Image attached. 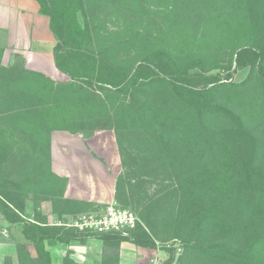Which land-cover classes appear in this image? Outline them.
<instances>
[{
    "label": "trees",
    "instance_id": "obj_1",
    "mask_svg": "<svg viewBox=\"0 0 264 264\" xmlns=\"http://www.w3.org/2000/svg\"><path fill=\"white\" fill-rule=\"evenodd\" d=\"M35 1L39 5L40 13L48 17L49 28L56 39L53 48L54 64L70 80L66 83H58L42 73L24 68L15 71L0 63V112L6 111L4 110L6 106L7 110L15 114L30 115L32 112V117L36 116L27 124L23 119L15 122V125L22 124L28 135L12 143V147L16 145L27 152L25 156L23 155L25 158L23 161L25 165L32 164L35 170L31 174L35 178L31 181L35 179L36 181L33 182V186H26L27 190H22L24 188L21 181H17V176L9 181V184L0 180L2 213L10 221L24 222V237L36 250V256L32 257L26 250L25 244H17L19 263L51 264L50 254L45 248V240L68 243L72 239L82 240L95 235L103 241L101 264H119L120 237L119 239L109 232L79 230L63 224L50 225L45 218L39 217L40 211L37 205L33 206L32 219L22 218L19 214L24 211L23 200L28 195L27 192L35 194L43 184L37 169L43 165L49 168L50 165V132L54 128L52 122L48 120L49 111H54L56 118H71L72 110L75 109L80 116L81 106L91 98H98L95 92H85V101L79 103V108L69 107L68 103L73 100V92L78 82L83 83L86 89L97 88L112 94L127 95L130 101L123 109L125 117H134L135 127L132 131L134 133L139 131L140 125H143L146 131L156 133L153 136L158 137L167 157L180 159L188 170L200 178V184L203 183L202 188L208 186L202 194V202H198L200 205L197 204L195 208L194 218H187L183 224L186 227L191 225L195 227L196 241L193 247L199 245L201 252L207 257H217L233 264L264 263L262 258L264 257V166L259 165L264 151V127H262L264 121L255 125L247 123L245 108L248 106L249 96L244 94L249 86H252L258 88L264 95V41L254 42L257 35L264 32V0H182L186 8L184 14L187 13L188 19L192 18L191 27L195 31L201 25L206 32L208 26L214 23L219 15L225 18L223 22L225 25L231 22L229 17H232V14L241 20L236 28L234 25L224 27V33L219 37L221 39L217 41V53L211 59L206 54L199 53L174 57L163 49H156L133 65L113 61L103 52L94 54L85 50L86 34L78 17L79 11L83 8V0ZM218 9L220 13L216 15ZM223 10L224 12L221 13ZM174 13L180 14L179 9ZM220 25L218 23V28ZM225 33H230L228 36L230 42L226 46L222 41V38L227 39ZM208 37L211 39V36ZM251 38H254L253 41H250ZM1 54L2 48H0V56ZM22 59L21 54H14L15 62L20 60L19 62L22 63ZM233 63L238 68L249 65L250 75L238 83L221 81L217 75L203 76L201 82V71L211 66L229 69ZM148 90L153 91L149 93ZM238 96L243 97L241 100H234ZM97 102L103 101L99 99ZM230 102L240 105L241 111ZM45 105L50 106L44 107ZM35 106L40 107L33 108ZM98 111L99 109L94 112L96 124L92 129H110L109 126L99 124L104 118ZM106 116L110 121L109 115ZM153 125H158L160 132L169 130L171 133L174 131L181 133V140L174 139L173 142L171 138L164 141L160 132L154 130ZM58 127L74 129L67 126L64 121L59 122ZM189 134L199 137L193 139L194 143H197L195 150L183 139ZM216 137L220 140H216ZM6 149L5 144H2L0 173H5L12 162ZM213 153L215 157L224 159L222 169L214 171L206 168V165L201 167L203 156H211ZM15 175L19 176V174ZM119 175L116 181V200L120 199ZM54 177L60 180V177ZM196 177L193 179H197ZM26 182L28 183V178L23 184ZM208 183L211 184L207 185ZM196 184H186L183 187L184 198L181 207L188 203L191 205L190 203L195 201L192 198L188 201V195L194 194L197 189ZM253 187H260L262 200L258 199L254 204H250L252 202L246 195ZM61 190L60 196H62ZM208 195H211L210 201L206 199ZM33 197L35 198V195ZM68 201V199L62 200V202ZM147 226L153 229L150 224ZM235 235L237 239L240 237L245 239L238 246H233V242L237 240L234 239ZM209 236L214 242L202 248L201 240L204 238V241H210ZM224 237H227L226 241H222ZM183 240L189 241L185 238ZM137 244L155 246L154 242H137ZM63 264L80 263L73 261L70 252L67 251Z\"/></svg>",
    "mask_w": 264,
    "mask_h": 264
},
{
    "label": "rangeland",
    "instance_id": "obj_2",
    "mask_svg": "<svg viewBox=\"0 0 264 264\" xmlns=\"http://www.w3.org/2000/svg\"><path fill=\"white\" fill-rule=\"evenodd\" d=\"M182 3V0H83V8L79 11L78 17L86 34L85 50L94 54L103 52L113 61L128 63L130 65L137 63L147 53L156 49H163L174 57L190 53L206 54L209 59L213 56L215 57L217 53V41L221 39L219 37L224 33V27L234 25L236 28L237 23L241 19L232 14V17L228 16L231 22L225 25L223 24L225 18L219 15L214 20L215 22L208 26L206 32L203 31L201 25L195 31L191 27L193 25L192 18L188 19L187 13L184 14L186 8ZM178 9L180 14H175L174 11ZM223 12L224 10L221 13ZM218 13H220L219 9L216 10V15ZM229 18L227 19L229 20ZM218 23L221 24L220 28H218ZM229 34L225 35L227 39ZM208 36H211V39ZM227 39L223 40L222 38L225 46L230 42V39ZM253 39L251 38L250 41H253ZM262 41H264V32L257 35L254 40L255 43H262ZM14 54L11 53L7 56V54H3L2 50L0 63L15 71H21L23 68L35 71L28 67L27 60L22 56L21 52L19 54L23 58V64L19 62L20 60L15 62ZM198 72L200 71L198 70ZM200 73L201 82L203 81V76L217 75L221 78V81L238 83L250 75V66L238 68L235 63L229 69L211 66ZM69 80V77L60 75L55 82L66 83ZM85 87L83 83L78 82L76 84L73 100L68 103L69 107L79 108V103L85 101V92H95L98 98H91L90 101H87L88 103L83 104L80 108V112H82L80 116H78V112L76 113L75 109L72 110L71 118H56V113L49 111L48 120L52 122L54 129L89 131L96 124L94 122V112L99 109L104 118L99 124L109 126L114 131L122 161V170L118 179L121 200H116V204L133 211L138 221L134 227L109 233H112L115 237H120L121 241H131L138 246L150 248L146 264H233L229 261H222L217 257H207L206 254L201 252L199 245L193 247L196 241L195 227L183 225L187 218H194L195 208L197 204L202 202V194L208 189V186L202 188L203 183L200 184V178H197L195 173L188 170L187 166L180 159L167 157L158 137L153 136L156 133L146 131L143 125H140L138 122V126L140 125L141 128L135 133L132 131L133 127H135L134 117H125L123 109L130 101L127 95H117L97 88L91 90ZM249 87L244 92L245 95L249 96L248 106L245 108L246 121L248 120L247 123L254 125L262 124L264 121V95L261 94L258 88ZM148 91L152 93L153 90ZM242 97H235L234 100H241ZM99 99H102L103 102H97ZM230 103L241 111L240 105L233 102ZM88 104L89 106H86ZM49 106L45 105L44 107ZM36 107L40 106L33 108ZM94 107L97 109H94ZM4 110L6 111L0 112V147L2 144H5L6 150L9 152L8 156L12 159V162H10L11 164L5 173H0V180L6 181L9 184L8 182L14 180L15 176H17V181H21L24 188L21 189L25 190L26 186L31 187L33 186V182L36 181V179L31 181L35 178L31 174L35 169L32 164L25 165L23 161L25 159L23 155L27 154L25 149H20L16 145V147H12L13 141L26 138L27 134L23 125H15V122L23 119L27 124L32 121V118L35 119L36 116L32 117V112L30 115L23 113L15 114V112L7 110L6 106ZM107 114L110 121H108ZM61 121H64L69 127L79 126L74 127V129L59 128L58 124ZM78 121L81 124L77 123ZM153 126L154 130L159 133L158 125ZM23 128L24 130H22ZM160 135H162L164 141L173 138L171 139L173 142L181 140L180 137H182L181 133H177L176 131L171 133L169 130L168 132H160ZM183 139L192 149H196L195 144L197 143H194L193 139H199V137L197 138L189 134L183 137ZM216 140L220 139L216 137ZM26 146L28 145L26 144ZM203 157L201 167L206 165V168L214 171L222 169L224 159L215 157L214 153L211 156L204 155ZM259 165L264 166V151ZM196 169H199V167H196ZM37 171L43 184L37 190L39 192L35 194L28 193L27 195L29 199L28 204L32 207L31 210H33V206L37 205L39 207L42 204L39 198L47 192L50 199L48 201L50 204L52 203L54 211L68 208L73 212L69 220L67 219L72 223L83 214L100 216L104 213V208L95 206L94 204L79 201L70 203L69 199L68 202H62L63 199H66L63 198L66 180L64 178H60L59 180L58 178L54 179L50 177L47 167L44 165L37 169ZM15 174H19V176ZM30 177L32 178L29 179ZM194 177L197 179H193ZM27 178L28 183L23 184V181ZM43 178L46 180V183H44ZM51 180L55 184L54 191L52 190V192ZM194 183H197L195 185L197 189L194 194L188 195V201L191 198L195 199V201L191 202V205L188 203L181 207V201L184 198L183 187L186 184ZM210 184L208 183L207 185ZM48 189L50 192L47 191ZM60 190L62 191V196H57ZM16 191L18 190L16 189ZM261 194L260 187H253L246 196L252 202L250 204H254L258 199L262 200ZM34 195L35 198L33 197ZM210 198L211 195L206 197L208 201H210ZM49 203L46 202L45 206H49ZM147 224L153 226V229L148 228ZM84 230L94 232L90 229ZM183 238L189 241L185 242ZM208 238L212 242L207 241V243L203 238L200 243L202 248H206L207 244L214 242L211 236ZM234 239H237L236 235ZM226 240L227 237L222 239V241ZM244 240V237L238 238L233 242V246L240 245ZM137 242H154L155 246L140 245ZM262 258L264 259V257ZM260 264L264 263L261 262Z\"/></svg>",
    "mask_w": 264,
    "mask_h": 264
},
{
    "label": "crops",
    "instance_id": "obj_3",
    "mask_svg": "<svg viewBox=\"0 0 264 264\" xmlns=\"http://www.w3.org/2000/svg\"><path fill=\"white\" fill-rule=\"evenodd\" d=\"M55 43L49 19L40 13L35 0H0V48L4 55L21 52L29 68L57 80L60 75L68 76L54 64ZM75 130L53 129L50 132L48 175L54 179L57 176L66 180L63 198L69 199L70 203H92L105 209L116 203V181L122 170L116 135L109 128ZM54 186V181L51 180V192L54 191ZM59 195L60 192L57 196ZM40 197L42 204L38 207L39 217L45 218L50 225L63 224L77 228L68 221L73 214L70 209L54 211L52 203L48 201L49 194L46 192ZM28 201L25 196L24 211L19 214L30 220L34 217V212ZM46 202L50 205L45 206ZM23 226V221H10L0 209V264H20L17 244H25L29 254L36 256L34 246L24 237ZM44 243L50 254L51 264H63L67 251L77 263L101 264L103 241L95 235L82 240L72 239L68 243L47 240ZM149 250L151 249L131 241H121L119 264H146Z\"/></svg>",
    "mask_w": 264,
    "mask_h": 264
},
{
    "label": "built area",
    "instance_id": "obj_4",
    "mask_svg": "<svg viewBox=\"0 0 264 264\" xmlns=\"http://www.w3.org/2000/svg\"><path fill=\"white\" fill-rule=\"evenodd\" d=\"M138 221L136 214L116 203L108 205L100 216L83 214L72 223L79 229H90L97 232H114L134 227Z\"/></svg>",
    "mask_w": 264,
    "mask_h": 264
}]
</instances>
